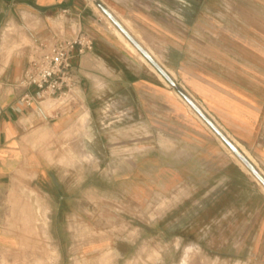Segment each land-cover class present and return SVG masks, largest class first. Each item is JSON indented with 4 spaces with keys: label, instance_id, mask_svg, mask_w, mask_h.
I'll return each mask as SVG.
<instances>
[{
    "label": "rangeland",
    "instance_id": "374dc122",
    "mask_svg": "<svg viewBox=\"0 0 264 264\" xmlns=\"http://www.w3.org/2000/svg\"><path fill=\"white\" fill-rule=\"evenodd\" d=\"M131 1H146L172 20H185L186 30L202 38L204 47L217 48L221 61L250 65L264 77V0ZM18 30L12 26L10 33ZM167 84L171 97L164 101L169 103L101 100L94 104L91 118L77 95L62 96L51 112L73 109L75 122L60 135H44V155L64 167L59 170L62 175L85 174L91 192L100 189L99 196H91L87 223L96 231L90 233L91 240L106 241L108 263L115 258L116 242L139 240L154 242L155 256L165 251L170 264H245L250 256L264 252L253 248L256 231L264 225V195L259 193L263 186L245 165L238 163L245 173L228 165L238 158ZM157 100L162 102V95ZM80 142L91 151L92 163L81 160ZM50 148L53 151L46 152ZM64 154L73 161L63 159ZM19 212L14 215L13 209L7 218L15 243L0 248V264H42L40 259L55 258L47 247L49 226L65 240L67 225L82 221L66 215L48 217L46 210L40 216L28 205ZM44 226L48 238L42 233ZM138 251L142 258L152 250Z\"/></svg>",
    "mask_w": 264,
    "mask_h": 264
},
{
    "label": "crops",
    "instance_id": "0c3cea01",
    "mask_svg": "<svg viewBox=\"0 0 264 264\" xmlns=\"http://www.w3.org/2000/svg\"><path fill=\"white\" fill-rule=\"evenodd\" d=\"M99 1L264 174V77L250 65L221 61L217 48L212 44L209 49L204 47L202 38L186 30L185 20H172L146 1ZM94 5V0H0V248L15 243L7 221L12 210L19 215L28 205L40 216L46 210L48 217L66 215L82 220L67 225L65 240L55 236L59 231L49 226L47 247L55 250L56 257L40 259L42 264H170L165 251L155 256L154 242L139 240L116 242L115 258L108 263L106 241L91 240L90 233L96 231L87 223L91 196H99L100 189L95 187L92 193L85 174L62 175L59 170L64 167L55 166L59 163L48 160L43 151L44 135L69 131L76 114L73 109L52 114L57 99L48 109L43 108L40 96L29 104L22 100L25 94L36 96L38 92L21 84L31 47L58 36L69 37L72 28L81 26L94 44L91 51L73 58V74L79 85L71 94L80 98L90 118L94 104L101 100L115 104L169 103L164 101L171 97L165 78L135 47L137 52L126 46L117 28ZM66 9L71 15L64 18ZM12 26L20 30L10 33ZM159 94L162 102L157 100ZM228 165L245 173L238 162ZM259 193L264 195L263 190ZM254 243L253 248L264 251V225L256 231ZM144 248L152 251L139 258L138 250ZM245 264H264V252L250 256Z\"/></svg>",
    "mask_w": 264,
    "mask_h": 264
},
{
    "label": "built area",
    "instance_id": "2783aa9c",
    "mask_svg": "<svg viewBox=\"0 0 264 264\" xmlns=\"http://www.w3.org/2000/svg\"><path fill=\"white\" fill-rule=\"evenodd\" d=\"M64 18L70 16L63 11ZM94 40L81 26L72 28L69 37L58 36L50 41H41L31 47L29 67L21 82L24 87H35L36 96L25 94L22 98L27 104L36 100L59 99L75 91L79 85L73 74V58L93 49Z\"/></svg>",
    "mask_w": 264,
    "mask_h": 264
},
{
    "label": "water",
    "instance_id": "95a60500",
    "mask_svg": "<svg viewBox=\"0 0 264 264\" xmlns=\"http://www.w3.org/2000/svg\"><path fill=\"white\" fill-rule=\"evenodd\" d=\"M102 12L114 23L124 36L136 47V49L156 68V70L182 95V97L196 110V112L208 123V125L227 144L230 150L241 160L250 172L264 186V174L262 171L234 144L228 136L218 127L214 120L195 102V100L152 58L149 52L136 40L130 31L121 23L116 15L99 0H94Z\"/></svg>",
    "mask_w": 264,
    "mask_h": 264
},
{
    "label": "bare ground",
    "instance_id": "6f19581e",
    "mask_svg": "<svg viewBox=\"0 0 264 264\" xmlns=\"http://www.w3.org/2000/svg\"><path fill=\"white\" fill-rule=\"evenodd\" d=\"M117 28V27H116ZM118 29V28H117ZM117 29H116V32H117V34L120 36V38L122 39V41L126 44V46L131 50V51H133V52H137V50L135 49L136 47L133 45H131L129 42H128V40L119 32V31H117ZM135 47V48H134ZM153 66V65H152ZM154 67V66H153ZM50 100H53V103H54V99H45V100H43L42 101V105H43V108H45V109H48V108H50L51 107V105H53V103H52V101H50ZM56 100V99H55ZM81 118H83V116L81 117ZM84 119V118H83ZM85 120V119H84ZM78 153L80 154V158H81V160L83 161H88V162H93V155H92V153H91V151L89 150V149H87V147H86V144L84 143V142H80L79 143V146H78ZM234 154V153H233ZM234 156H236L235 154H234ZM62 157H63V159H65L66 161H68V162H72L73 161V159L72 158H70L68 155H62ZM237 157V156H236ZM238 158V157H237ZM237 161H238V163L242 166V167H244V164L241 162V160L238 158V159H236ZM245 168V167H244ZM247 168V167H246ZM248 169V168H247ZM249 170V169H248ZM250 171V170H249ZM255 177V176H254ZM256 178V177H255ZM262 185V184H261ZM263 186V185H262ZM263 189H264V186H263ZM21 200V199H20ZM22 201V200H21ZM15 219V218H14ZM42 230V233H43V235L44 236H46L47 238H48V235H47V231H46V229H45V226H44V228H42L41 229ZM52 252V254H55V250H52L51 251ZM53 256H55V255H53Z\"/></svg>",
    "mask_w": 264,
    "mask_h": 264
}]
</instances>
